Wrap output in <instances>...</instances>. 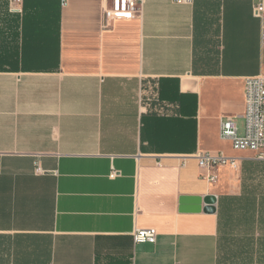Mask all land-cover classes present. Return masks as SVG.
Instances as JSON below:
<instances>
[{
  "label": "crops",
  "instance_id": "0c3cea01",
  "mask_svg": "<svg viewBox=\"0 0 264 264\" xmlns=\"http://www.w3.org/2000/svg\"><path fill=\"white\" fill-rule=\"evenodd\" d=\"M254 3L143 0L123 17L114 0H0V264H230L228 202L258 160L220 127L243 126L246 78L264 76ZM150 87L176 108L151 111ZM198 153L236 164L210 183ZM184 196L217 211L181 212Z\"/></svg>",
  "mask_w": 264,
  "mask_h": 264
},
{
  "label": "built area",
  "instance_id": "2783aa9c",
  "mask_svg": "<svg viewBox=\"0 0 264 264\" xmlns=\"http://www.w3.org/2000/svg\"><path fill=\"white\" fill-rule=\"evenodd\" d=\"M142 2L143 0H114V9L123 17H132L138 12L139 4ZM253 15L260 22V44L264 48V0H255ZM245 84V113L242 131L238 117H228L221 122L220 134L224 140L232 144L235 150L252 151L255 153L256 160L264 161V76L247 77ZM150 88L147 90L144 103L151 108V111L159 115H168L169 111L176 108L171 103L161 100L154 89ZM148 91L151 92L152 97L147 96ZM195 158L203 171V177L210 183L217 181V170L220 167L236 164L235 159L224 155L198 153ZM118 176L120 172L112 168L109 177L114 179ZM157 237V230L152 228H136L133 233L135 243H155Z\"/></svg>",
  "mask_w": 264,
  "mask_h": 264
},
{
  "label": "rangeland",
  "instance_id": "374dc122",
  "mask_svg": "<svg viewBox=\"0 0 264 264\" xmlns=\"http://www.w3.org/2000/svg\"><path fill=\"white\" fill-rule=\"evenodd\" d=\"M214 69L209 66L200 68L207 72ZM147 96L152 97L150 91ZM243 184V198L228 202L226 218L229 227L222 244L224 258L232 264L241 262L242 257H253L246 263L256 264L258 259V264H264V161H257L251 170L244 172Z\"/></svg>",
  "mask_w": 264,
  "mask_h": 264
},
{
  "label": "water",
  "instance_id": "95a60500",
  "mask_svg": "<svg viewBox=\"0 0 264 264\" xmlns=\"http://www.w3.org/2000/svg\"><path fill=\"white\" fill-rule=\"evenodd\" d=\"M217 199L214 196L197 197L184 196L180 201L181 212H201L213 214L217 211ZM204 205V206H203Z\"/></svg>",
  "mask_w": 264,
  "mask_h": 264
}]
</instances>
